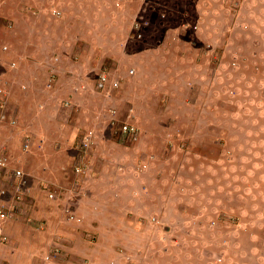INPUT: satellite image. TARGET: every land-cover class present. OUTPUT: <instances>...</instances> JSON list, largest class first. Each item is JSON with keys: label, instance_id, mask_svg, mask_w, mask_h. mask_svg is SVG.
<instances>
[{"label": "rangeland", "instance_id": "obj_1", "mask_svg": "<svg viewBox=\"0 0 264 264\" xmlns=\"http://www.w3.org/2000/svg\"><path fill=\"white\" fill-rule=\"evenodd\" d=\"M37 53L49 73L27 116L43 134L28 151L24 135L16 139L15 154L31 159L22 164L28 183L52 168V144L66 141L75 181L70 192L39 184L20 234H47L29 208L36 203L45 220L51 193L58 217L68 199L78 207L88 164L123 202L99 205L87 220L74 210L76 219L57 218L84 244L55 234L47 248L37 240L18 248L9 234L18 252L0 264H264V0H0V65L11 62L8 75L0 66V99L9 111L19 104L9 90L27 88L15 78L20 63L28 72ZM51 56L75 73L54 70ZM125 123L139 127L136 139L118 132ZM23 251L32 256L19 263Z\"/></svg>", "mask_w": 264, "mask_h": 264}, {"label": "crops", "instance_id": "obj_2", "mask_svg": "<svg viewBox=\"0 0 264 264\" xmlns=\"http://www.w3.org/2000/svg\"><path fill=\"white\" fill-rule=\"evenodd\" d=\"M12 53H14V52H12ZM43 55L44 54L37 53V58H35V66L33 69H28V72H27V67H25L23 63H20L21 66L19 68H22V67L23 68L20 70L19 69L17 70V72L15 74V78L17 80L23 81L25 83V86H27V88L24 89L23 92H20V93L15 92L16 86H14V85L17 84V82L16 83L14 82L15 84H12L14 86V88H11V90H9L10 96H12V98H13L12 104L15 105L13 103L14 99H16V101L19 104L14 108L12 107L11 111L8 110V118L4 122L0 123V136L3 138V139L0 138L1 140H3V143H0V155H5V156L9 157V161L11 164L10 166L12 168H19V169L24 170L25 168L22 166V164L26 163L27 164L26 167H29V164H30L29 160H31L28 158L27 155H25L26 154L25 152L20 151L19 156H18V154H15L16 153V142H15V140L18 138H23V135H24V138L26 136L32 137L33 134H36L35 132H37V137L43 134V132H40L41 130L39 129V126H37V123L35 125V121L33 120L35 118V115H33L34 118L30 119L29 121H28V116H27L29 111L34 112L36 110V108L35 109L30 108L32 103L37 104V106H39V104L37 102H33V100H35L34 98H37L38 100H40L39 97H35V96H38L41 93L38 92L36 94V92L41 90V89H44V91H46L44 88L45 83L47 82V79L45 77V73H49V70H47L48 69L47 63H46L47 59L45 60V57H43ZM14 56H15V53H14ZM25 56H26V54H25ZM54 60H55L54 57H52V56L49 57V64H51V63L54 64L52 66L54 70L65 71L66 75H73L75 73L74 68L72 71V70H69L65 64L57 66L58 61L55 60V63H54ZM9 62H10L9 60L7 63H5V61H3L2 66L6 65L5 68L7 69L8 64L11 63V62L10 63ZM6 74L8 75V69H7ZM6 74H5V77L7 76ZM85 86H86V84H82L81 86H77L75 88V92L79 91L78 90L79 87L84 88ZM67 88L70 89V87H67ZM57 93H56L57 95L60 94L59 90ZM57 97L59 98V96H57ZM75 97H77V96L75 95ZM54 98H56V97L54 96ZM13 117L17 118V123L15 125H17L18 127L12 126L11 119ZM31 120L33 122H30ZM15 128H18V130L15 131ZM46 134L48 135V133H46ZM53 134L54 133H52V135ZM50 135H51V133H50ZM70 136L73 137V134L71 133ZM88 137H90L92 139L91 136H88ZM31 142L34 143L33 139H31ZM23 143H24V141L21 143L22 147H23ZM32 143H31V148L34 146V144L32 145ZM67 143L68 142H66V141L58 140V142H54V144H52V148L55 150V152H57L55 155L54 162L51 165L52 168H49V166H46V168L43 167V168H41V170L39 168V170L37 171V173H35V175L32 174L33 177L31 178V180H30V178L28 179V176H27L28 183H26V186L24 187L25 193H24L23 198L20 201H17V199H16V189L13 187L15 189V191L13 192V190H12L13 185L11 186V183H9V185L7 184V182L5 180L6 178H8L7 173L5 171H3V175H5V176H3L1 178L2 181L0 180V202L4 203L6 206L19 204L23 210H22V212L17 213L16 218H6V217H3L2 215H0V219L2 218L1 220L4 221V224L0 222V225L2 226L5 234L8 237V239L6 241L0 240V245L2 246V247H0V262L1 263H5L7 260L8 261L11 260L12 258H10V257H12L13 255H15L18 252V251L17 252L14 251V248H15V250H17V247H13V246H11V244L9 246H10V248L13 249L12 253H11L10 248H8L9 246L7 243L10 241V235L12 237V240H14V241L20 240L21 241V243H20L21 246H19L18 248H23L24 245L27 243V241L30 242V240H34V241L37 240V242L39 241V244L42 245L43 248H47L48 246L51 245V243H53L55 241V239H54L55 234H61L62 235V237L64 238L63 241H64L65 245L67 244V245L71 246L73 244V242H75V241L77 242V244H84L87 240L85 238V234L84 235L82 234V231L79 230L76 232L77 237H75V235L72 233H66V232L62 231V230H64V223L60 220H64V219L66 220L67 219L65 216L66 212L69 214L70 211L74 210L73 213L77 214L76 212H78V214L80 216H82V217L84 216L85 219L86 218L88 219V218L92 217L93 215H95L96 217L98 216V214H96L95 212L98 211L99 205H101L102 207H106L108 210H111V200L112 199H116L117 201H119L121 203L123 202V201H121V198L119 197L120 193L118 191L115 192V190L112 191V190L108 189L109 186L103 180L104 178L102 176H96V174H94L95 176L93 178H91L92 177L91 170L93 169V167L91 164L87 163V160L85 161L83 159V160H81V162H83V163L86 162L88 164V166L90 167L89 168L90 171L87 173L86 176H84L82 178L83 184H82V182H80V184H82V187H81L82 191L79 194H82L83 191L84 192L88 191V193L87 194L85 193L86 196H82L80 198L81 202H78V204H79L78 207L74 208V209H71V207H70L71 202L68 199V201H67L68 206H66V208L63 207L64 209H63L62 213H60V216L58 217L57 212L59 210H56L55 205H54V204H58V203L55 202V198H51V197L49 198V193L52 192V191H50L51 189H49V188H51L52 185H55V187H56L55 189H57V187L58 188H66L70 192L72 190L70 186H72V188H73L74 187L73 184L75 181V180H72L73 176L69 175V173H70L69 170H72V173L74 174V169H72V166L69 165V161L66 158L68 155ZM49 144H50V139H49ZM72 147H73V145H72ZM23 149H24V147H23ZM25 151H28V149H26ZM31 151H32V149H31ZM11 154L17 155V157L13 158ZM121 168H126L125 162L123 163V166ZM137 168H140V166H138ZM29 174L31 175V172H29ZM70 178H71V180H70ZM39 184H44V185L49 186L48 189L45 187L43 190H45L48 194V198L50 201L47 200V202L50 206H49V208L46 209V212H45L46 214H44V217H45V220H44L41 218L42 217L41 215L37 214L36 208H38V206H36V203L34 202L35 204H33V206H31L29 209H31V210L33 209V211H35L34 212L35 217H38V218L37 219H35V218L31 219L30 221L32 222L31 224L33 226H37L38 229H40V231L44 230L48 226L50 229L48 230L47 234H41V236L40 235L32 236V237H30L31 238L30 239L28 237L27 231L24 234H20L19 227H18L17 223L20 222V220L18 219L19 216L22 217L23 213L29 212L28 208H27V206H29V205L26 204V201H28L29 198L32 197V194H34L36 191L39 192L38 191V188H40ZM69 184H70V186H69ZM104 184H105V186H104ZM65 185H68V186H65ZM37 186H38V188H37ZM2 189H6V194L2 193ZM136 190H138V189H136ZM57 196L59 197L60 195L56 194V197ZM25 199H27V200H25ZM58 201H59V203H61L60 200H58ZM86 202H87V204H86ZM88 203L92 204V208L90 207V205H88ZM37 204H40V203L38 202ZM24 210H25V212H24ZM57 218L60 220L57 221L58 220ZM10 221H13V222L10 223ZM67 222H69V221H67ZM83 223H85L84 218L80 224L82 225ZM83 225L85 226V224H83ZM5 226H7V227L5 228ZM55 230H57V231L55 232ZM44 232H46V231H44ZM78 232H80V233H78ZM26 235H27V237H26ZM44 235H46L47 238H45V240H42V241H44L42 244V242L40 240L44 237ZM52 245H57V244L55 243ZM67 248H69V246H67ZM25 254L23 251L20 254V256L17 257L19 263L22 260H24L23 262H29L30 261L29 258L32 255H27L25 257ZM13 259H16V257H13ZM8 264H10V263H8Z\"/></svg>", "mask_w": 264, "mask_h": 264}, {"label": "built area", "instance_id": "obj_3", "mask_svg": "<svg viewBox=\"0 0 264 264\" xmlns=\"http://www.w3.org/2000/svg\"><path fill=\"white\" fill-rule=\"evenodd\" d=\"M57 14H60V11H56ZM7 49V46L4 47ZM15 66L16 64L13 63ZM133 72V71H132ZM108 80V75L104 72L101 75V82L104 84ZM119 83L115 82V85L117 86ZM8 118V105L6 102V99H0V123L4 122ZM12 124L17 123V118L13 117L11 119ZM120 134L124 136L125 138L127 136H134V138H137L139 127L135 124L125 123L119 128ZM0 143H2V140L0 139ZM31 137L26 136L25 141L23 144L24 149H30L31 147ZM91 143V138L86 137L82 141V147L87 149ZM9 157L5 155H0V176L3 175V171H5L8 175V179L10 180L11 185L16 189V199L17 201H20L24 196V187L26 186V176L25 172L22 169L19 168H12L10 166ZM85 165H76L75 170L76 172H82L85 170ZM2 193L6 194V189H2ZM52 198L55 197L54 193H51L50 195ZM22 207L19 204H14L11 206H6L4 203L0 202V215L6 218H16L18 212H22ZM68 218L70 220L76 219L75 215L70 213L68 214ZM8 239L7 235L5 234L2 226L0 225V240L6 241ZM48 258L51 257V255L47 256Z\"/></svg>", "mask_w": 264, "mask_h": 264}, {"label": "clouds", "instance_id": "obj_4", "mask_svg": "<svg viewBox=\"0 0 264 264\" xmlns=\"http://www.w3.org/2000/svg\"><path fill=\"white\" fill-rule=\"evenodd\" d=\"M2 143H3V141H2ZM24 144V143H23Z\"/></svg>", "mask_w": 264, "mask_h": 264}, {"label": "trees", "instance_id": "obj_5", "mask_svg": "<svg viewBox=\"0 0 264 264\" xmlns=\"http://www.w3.org/2000/svg\"><path fill=\"white\" fill-rule=\"evenodd\" d=\"M120 133V131H118Z\"/></svg>", "mask_w": 264, "mask_h": 264}]
</instances>
